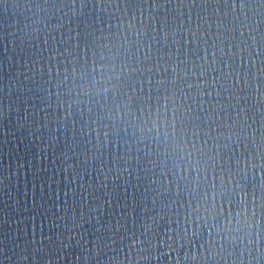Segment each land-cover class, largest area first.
Here are the masks:
<instances>
[{
	"label": "water",
	"instance_id": "water-1",
	"mask_svg": "<svg viewBox=\"0 0 264 264\" xmlns=\"http://www.w3.org/2000/svg\"><path fill=\"white\" fill-rule=\"evenodd\" d=\"M0 264H264V0H0Z\"/></svg>",
	"mask_w": 264,
	"mask_h": 264
}]
</instances>
